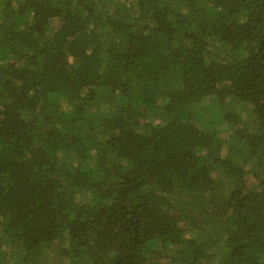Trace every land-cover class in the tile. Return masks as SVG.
<instances>
[{
	"label": "trees",
	"instance_id": "obj_1",
	"mask_svg": "<svg viewBox=\"0 0 264 264\" xmlns=\"http://www.w3.org/2000/svg\"><path fill=\"white\" fill-rule=\"evenodd\" d=\"M0 264H264V0H0Z\"/></svg>",
	"mask_w": 264,
	"mask_h": 264
}]
</instances>
